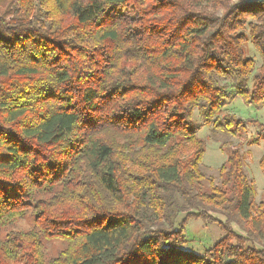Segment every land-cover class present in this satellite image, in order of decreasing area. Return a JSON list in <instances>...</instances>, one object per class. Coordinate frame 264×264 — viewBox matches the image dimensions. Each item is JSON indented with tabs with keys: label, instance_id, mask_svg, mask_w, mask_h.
Returning a JSON list of instances; mask_svg holds the SVG:
<instances>
[{
	"label": "trees",
	"instance_id": "1",
	"mask_svg": "<svg viewBox=\"0 0 264 264\" xmlns=\"http://www.w3.org/2000/svg\"><path fill=\"white\" fill-rule=\"evenodd\" d=\"M236 97L264 104V0H0V264H264L244 158L214 184L194 120L240 138Z\"/></svg>",
	"mask_w": 264,
	"mask_h": 264
},
{
	"label": "rangeland",
	"instance_id": "2",
	"mask_svg": "<svg viewBox=\"0 0 264 264\" xmlns=\"http://www.w3.org/2000/svg\"><path fill=\"white\" fill-rule=\"evenodd\" d=\"M244 49L246 57L252 58L256 67L259 66L260 59L252 46L247 43ZM223 113L233 115L244 123L245 130L240 138L215 130L211 124H205L199 120L197 113L194 115V120L200 124L197 137L205 142V154L202 159L205 174L208 179H212L214 184H219L218 170L225 163L227 152L238 148L244 158V170L248 180L255 187V202L257 203L264 200V168L259 166V160L264 153V143L262 141L252 143L264 133L260 132L254 124L247 123L256 122L264 125V104L259 107L249 106L236 97L226 103ZM31 226V219L26 217L7 230L28 231ZM234 229L240 232L236 227ZM222 237L223 234L216 225L192 219L185 227V243L182 250L201 255ZM42 242L47 257H54L66 247V244L60 241L42 240Z\"/></svg>",
	"mask_w": 264,
	"mask_h": 264
}]
</instances>
